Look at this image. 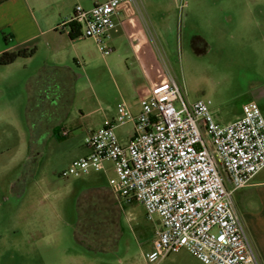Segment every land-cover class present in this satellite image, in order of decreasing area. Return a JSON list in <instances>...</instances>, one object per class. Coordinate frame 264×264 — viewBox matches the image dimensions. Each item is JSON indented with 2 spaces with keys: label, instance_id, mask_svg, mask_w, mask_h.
I'll use <instances>...</instances> for the list:
<instances>
[{
  "label": "rangeland",
  "instance_id": "obj_1",
  "mask_svg": "<svg viewBox=\"0 0 264 264\" xmlns=\"http://www.w3.org/2000/svg\"><path fill=\"white\" fill-rule=\"evenodd\" d=\"M16 1L0 4V48L36 52L0 70V77L25 79L11 96L19 108L15 123L0 124L2 152L8 159L21 157L14 171L25 173L18 198L0 192V264H169L172 254L148 260L155 222L141 203L117 198L109 184L112 169L61 176L88 149L85 137L106 116L116 115L117 103L134 106L144 92L146 80L131 42L122 31L115 33L113 50L104 56L93 38L62 34L69 26L60 24L77 1H32L34 14L21 19L7 12ZM138 2L187 102L211 100L219 124L252 99L264 114V0ZM44 29L49 30L41 33ZM195 38L198 51L192 48ZM175 106L180 108V101ZM131 130L130 122L116 128L123 139Z\"/></svg>",
  "mask_w": 264,
  "mask_h": 264
},
{
  "label": "built area",
  "instance_id": "obj_2",
  "mask_svg": "<svg viewBox=\"0 0 264 264\" xmlns=\"http://www.w3.org/2000/svg\"><path fill=\"white\" fill-rule=\"evenodd\" d=\"M60 26L93 38L104 56L122 31L146 80L140 111L118 102L115 120L106 119L85 137L89 154L73 160L61 176L112 169L109 184L117 198L141 203L155 222L150 262L185 248L205 264H260L233 200L234 191L264 169L259 103H243L239 117L219 124L211 100L187 102L144 25L138 0L77 4ZM127 122L133 135L123 144L116 128ZM68 134L64 129L62 135Z\"/></svg>",
  "mask_w": 264,
  "mask_h": 264
},
{
  "label": "crops",
  "instance_id": "obj_3",
  "mask_svg": "<svg viewBox=\"0 0 264 264\" xmlns=\"http://www.w3.org/2000/svg\"><path fill=\"white\" fill-rule=\"evenodd\" d=\"M6 1H9V0H0V4ZM32 1L34 2L33 4H35L36 2L40 0H17L16 3L8 7L7 12L13 14L15 17L17 16L18 19L23 18L24 15L30 16V14H34V10L32 7L33 4H31ZM75 1H77V4H81L84 7H91L94 4L99 3L97 2L98 0H75ZM80 2L84 3L85 5ZM75 6L72 8V10H70V12H68L66 19L63 20L61 23L66 21L72 15ZM49 29H44L40 31L41 33H44L45 31ZM57 30L58 28L54 29L55 32H57ZM62 34H66L67 36H69L71 40L79 36H82L78 32L72 33V34L69 32V30L66 32L65 29H63ZM35 35L36 34L23 38L22 42L30 39L31 37ZM10 47L11 46H8V44H5L4 47L0 48V53L3 52L4 50H10ZM160 55L162 57L164 64L168 68L167 64L165 63L163 59L161 52H160ZM31 57L18 58L16 61H14L11 64L0 66V70H3L4 68H9V66L13 65L15 62H17L20 59L28 60ZM29 77L30 78L29 80H27V85H30L31 78L33 76L30 75ZM23 82L25 83V79H23L22 77H18V76L12 77L11 75L4 74L0 77V124L1 122H6L8 123V125L15 123L14 115L17 114V111L19 110V108H17L16 99H12L11 96L16 90V88L18 87V85H20ZM129 107L131 108L133 113L135 114L138 113L140 111V97L137 99L136 104L134 106L129 105ZM241 113H242V106H240V108L236 111L234 118L230 121L235 120L237 117L241 115ZM115 117L116 115H113L111 118L106 116L104 121L106 119L115 120ZM32 126H33L32 122L30 120L27 121V119H25L26 129L29 131H32L33 130ZM132 135H133V124H132V130L129 131L127 134V138L123 139L119 137V139L123 144H126L130 140ZM0 144H1V137H0ZM24 145L28 146V143L26 142L24 143ZM89 152L90 150L88 148L86 152H83L77 158L87 156ZM36 155H39V152H37ZM14 157H15L14 159H8L7 156L2 152L0 148V192L3 194H7V195L9 194L11 195V197L13 196L15 198H18L23 193V187L21 186L22 184L21 180L25 178V173L24 172L17 173L14 171L16 170L18 160H21V157L20 158L19 157L16 158V156ZM31 157L32 155L28 156V158H31ZM2 162H7L8 165L2 167ZM11 165H13L12 169H10ZM225 181H226L227 186L231 187V184L226 176H225ZM233 200H234L236 211L238 212L240 219L247 230L251 243L254 246L259 263L264 264V169L255 175V177L251 180L249 185H247L244 188L234 191ZM153 237H154V232L152 234V241H153ZM167 262H169V264H202L200 260H198L194 255H192L185 248L181 249L180 251L176 253H172V255L168 258Z\"/></svg>",
  "mask_w": 264,
  "mask_h": 264
},
{
  "label": "trees",
  "instance_id": "obj_4",
  "mask_svg": "<svg viewBox=\"0 0 264 264\" xmlns=\"http://www.w3.org/2000/svg\"><path fill=\"white\" fill-rule=\"evenodd\" d=\"M5 42H8V37H4ZM35 53V49H19V50H4L0 53V66L8 65L16 61L18 58H29Z\"/></svg>",
  "mask_w": 264,
  "mask_h": 264
},
{
  "label": "flooded vegetation",
  "instance_id": "obj_5",
  "mask_svg": "<svg viewBox=\"0 0 264 264\" xmlns=\"http://www.w3.org/2000/svg\"><path fill=\"white\" fill-rule=\"evenodd\" d=\"M198 41H199L198 38H195V39L192 40V48H193L195 51H198V50H199Z\"/></svg>",
  "mask_w": 264,
  "mask_h": 264
}]
</instances>
